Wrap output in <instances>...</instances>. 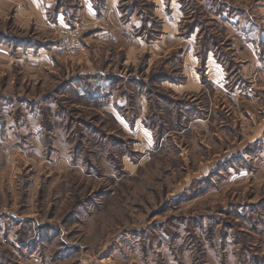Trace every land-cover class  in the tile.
I'll return each mask as SVG.
<instances>
[{
  "label": "rangeland",
  "instance_id": "1",
  "mask_svg": "<svg viewBox=\"0 0 264 264\" xmlns=\"http://www.w3.org/2000/svg\"><path fill=\"white\" fill-rule=\"evenodd\" d=\"M56 1L0 0L59 47L0 51V264H264V0Z\"/></svg>",
  "mask_w": 264,
  "mask_h": 264
},
{
  "label": "crops",
  "instance_id": "2",
  "mask_svg": "<svg viewBox=\"0 0 264 264\" xmlns=\"http://www.w3.org/2000/svg\"><path fill=\"white\" fill-rule=\"evenodd\" d=\"M26 1L28 2V4L33 5L38 0H26ZM54 1H55L54 5L50 7V13L55 14V16H57L59 19L62 13L60 12V8L62 6L56 0ZM260 11L261 12L259 14L252 15V18L247 16L248 20L245 19V20L237 21L234 27V31L233 30L231 31L232 36L231 35L230 36L234 40V49L236 51V54L237 52L241 54L243 50L250 53V55L252 56L250 61V68L251 69L257 68L259 70H262L264 69V54H262V48L264 47V10H260ZM90 12L91 11L87 10V14H89ZM236 18L233 17L232 14L229 20L230 22H232L233 20H237ZM251 19H253V21H251ZM57 50H59V47L55 44L53 45L48 44L41 46L37 42L30 44L22 42L17 45H12V44L11 45L5 44V46L0 45L1 52H5V53L10 52L11 54L15 53V58L23 57L22 60H27L28 58H32L33 60L34 59L41 60V62H46V63H49V61H51V59H49L47 56L48 52L50 51L56 52ZM41 51H45L46 55L43 56ZM28 52H32L33 54L32 53L31 54L33 56L30 55ZM18 53H20V55H18ZM9 128H10V124L9 122H7V129H8L7 131H9L8 138L11 139L14 137V135H12V129L10 128L11 130H9ZM14 129L17 130V128L15 127ZM4 138L5 136L1 139Z\"/></svg>",
  "mask_w": 264,
  "mask_h": 264
}]
</instances>
